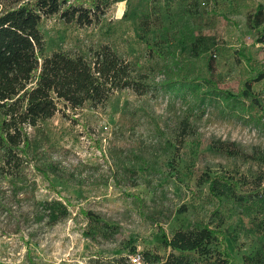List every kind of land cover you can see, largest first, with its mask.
I'll list each match as a JSON object with an SVG mask.
<instances>
[{
    "label": "rangeland",
    "instance_id": "rangeland-1",
    "mask_svg": "<svg viewBox=\"0 0 264 264\" xmlns=\"http://www.w3.org/2000/svg\"><path fill=\"white\" fill-rule=\"evenodd\" d=\"M97 1L104 11L88 25L43 17L45 53L108 44L148 75L149 89L114 91L98 107L61 102L51 118L26 127L30 144L21 173L0 174V264H127L137 250L164 259L171 248L162 234L204 222L223 231L242 264L258 245L257 211L248 214L230 199L219 204L205 178H240L245 191L254 190L258 175L264 180V110L237 109L205 85L193 91L170 83L210 78L237 93L250 74L237 49L264 70V42L246 22L264 0ZM251 85L264 99V78ZM198 256L189 258L211 260Z\"/></svg>",
    "mask_w": 264,
    "mask_h": 264
},
{
    "label": "trees",
    "instance_id": "trees-1",
    "mask_svg": "<svg viewBox=\"0 0 264 264\" xmlns=\"http://www.w3.org/2000/svg\"><path fill=\"white\" fill-rule=\"evenodd\" d=\"M104 5L108 0H101ZM214 6L215 0H210ZM0 0V174L14 179L21 173V165L27 157L29 139L26 127H36L59 111V103L72 109L104 105L117 90L130 89L135 94L148 91V75L121 57L108 44L89 47L86 53L55 50L45 53V44L39 29L43 17L57 15L65 22L88 25L103 13L97 0ZM205 5V0H196ZM211 13L217 14L211 8ZM249 29L255 32L256 41L264 42V6L256 3L246 14ZM160 55V53H159ZM236 55L243 58L249 70L237 93L221 90L210 78H179L170 85L187 86L195 91L202 85L211 96L244 110L254 106L264 110V99L252 91L251 83L264 78V70L251 65V56L243 49ZM170 86V87H171ZM261 117V116H260ZM233 147L234 141H221ZM237 153V148L227 150ZM251 191H245L240 178L207 175V193L222 203L224 199L245 209L248 214L257 211L253 232L257 247L251 255L243 254L242 264H264V180L258 175ZM95 218L91 211L83 212ZM107 225V224H106ZM162 242L171 252L165 256L142 252L144 261H161V264H194L191 253L208 256L207 264H237L225 244V236L219 227L210 222L200 223L193 229L177 230L171 237L162 234ZM174 250L178 251L177 253ZM198 256V258H199Z\"/></svg>",
    "mask_w": 264,
    "mask_h": 264
},
{
    "label": "built area",
    "instance_id": "built-area-1",
    "mask_svg": "<svg viewBox=\"0 0 264 264\" xmlns=\"http://www.w3.org/2000/svg\"><path fill=\"white\" fill-rule=\"evenodd\" d=\"M127 264H145L143 255L140 251H133L127 255Z\"/></svg>",
    "mask_w": 264,
    "mask_h": 264
}]
</instances>
